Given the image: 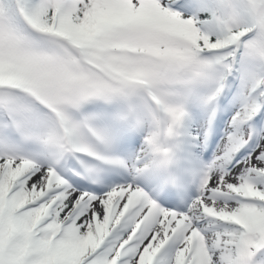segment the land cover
Returning a JSON list of instances; mask_svg holds the SVG:
<instances>
[{
    "label": "snow or ice",
    "instance_id": "obj_1",
    "mask_svg": "<svg viewBox=\"0 0 264 264\" xmlns=\"http://www.w3.org/2000/svg\"><path fill=\"white\" fill-rule=\"evenodd\" d=\"M0 264H264V0H0Z\"/></svg>",
    "mask_w": 264,
    "mask_h": 264
},
{
    "label": "rangeland",
    "instance_id": "obj_2",
    "mask_svg": "<svg viewBox=\"0 0 264 264\" xmlns=\"http://www.w3.org/2000/svg\"><path fill=\"white\" fill-rule=\"evenodd\" d=\"M235 110L233 108H231L225 101H223L222 104V100H221V110L220 112H218V117H219V121H220V125H219V130L218 133L216 134V136L218 137V141H216L217 139L214 138L213 133H211V137L207 143V147L206 149H204L203 151L199 150L197 153L200 155V160H198V162L196 163L197 159H194L193 156L191 155L190 150H187L185 152V154H183L180 157V162L181 161H187V162H191L189 165H187L185 168L188 169H193L190 175V182H187V173L186 170L183 168L182 171L178 170L181 174L182 177V182L185 183V185L189 186L191 184H193L195 177H199L198 173L199 171L202 169L203 167V163L208 162L211 158L212 155L214 153V151L216 150L217 145L220 143V139L221 137L224 135L226 127L230 121L231 118V114L234 112ZM193 112V119L192 121L189 122V131L191 132H195L196 130H198L201 126L204 125V123L206 122L208 116L206 113H204L200 108L198 107H194L192 109ZM189 137H191V135L185 137V143H189V145H191L193 147V145L190 143L192 137L189 139ZM189 139V142H186V140ZM182 153V152H181ZM206 154V155H205ZM196 156V155H195ZM193 158V160H192ZM197 166H194V165ZM196 193V191H195ZM195 195V194H194ZM192 195V196H194ZM183 206V203H182Z\"/></svg>",
    "mask_w": 264,
    "mask_h": 264
}]
</instances>
